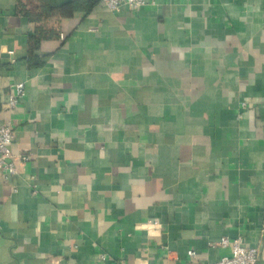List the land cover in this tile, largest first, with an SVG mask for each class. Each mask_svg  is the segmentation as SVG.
Wrapping results in <instances>:
<instances>
[{
  "label": "crops",
  "instance_id": "crops-1",
  "mask_svg": "<svg viewBox=\"0 0 264 264\" xmlns=\"http://www.w3.org/2000/svg\"><path fill=\"white\" fill-rule=\"evenodd\" d=\"M144 1L0 0V264H264V0Z\"/></svg>",
  "mask_w": 264,
  "mask_h": 264
},
{
  "label": "built area",
  "instance_id": "built-area-1",
  "mask_svg": "<svg viewBox=\"0 0 264 264\" xmlns=\"http://www.w3.org/2000/svg\"><path fill=\"white\" fill-rule=\"evenodd\" d=\"M106 9L111 13H118L120 9L127 6L131 11H137L141 7L145 6L144 0H101ZM15 93L8 99L7 109H14L19 103L20 99L24 96V84L19 83L14 87ZM242 109H247L248 104L246 102L241 103ZM14 134L10 123H0V173L6 175H14L16 173L12 159V146H13ZM22 162H26L28 158L26 156L20 157ZM35 194V192H34ZM222 248H228L229 255L220 258L218 261L212 264H257L259 260V249H248L242 246L240 238L229 241L228 239H222L219 243ZM188 257L191 262L195 258L193 252H188ZM102 259H104L102 257ZM192 264H201L195 260Z\"/></svg>",
  "mask_w": 264,
  "mask_h": 264
},
{
  "label": "trees",
  "instance_id": "trees-1",
  "mask_svg": "<svg viewBox=\"0 0 264 264\" xmlns=\"http://www.w3.org/2000/svg\"><path fill=\"white\" fill-rule=\"evenodd\" d=\"M69 8H70V10L72 11V6H69ZM57 11H60V9H58ZM34 41H35V39H31V49H33V47H34ZM33 43V44H32Z\"/></svg>",
  "mask_w": 264,
  "mask_h": 264
}]
</instances>
